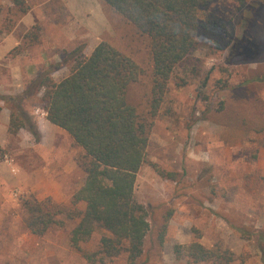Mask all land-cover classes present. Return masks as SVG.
<instances>
[{"label":"rangeland","instance_id":"obj_1","mask_svg":"<svg viewBox=\"0 0 264 264\" xmlns=\"http://www.w3.org/2000/svg\"><path fill=\"white\" fill-rule=\"evenodd\" d=\"M26 2L30 9L22 14L10 0H0V264H128L127 251L113 257L102 252L101 238L109 232L101 227L82 250L71 243L86 206L72 198L87 177V158L67 131L47 119L43 89L35 81L47 72L60 81L76 56H88L108 40L144 69L134 100L148 116L149 39L102 0L99 13L81 16L71 14L64 0ZM250 12L233 0L213 2L201 16H214L217 26L204 32L192 58L174 70L151 129L149 161L135 186L151 222L142 264H212L189 259L187 248L196 236L208 247L219 243L235 252L239 257L231 264H264L256 234L264 229V131L223 125L213 115L233 88L264 68V54L246 62L226 57ZM36 23L38 39L31 40L26 34ZM256 25L264 30L262 15ZM257 90L264 100V84ZM18 108L31 122L11 133ZM34 199L59 207L57 223L43 236L26 224L25 202Z\"/></svg>","mask_w":264,"mask_h":264},{"label":"trees","instance_id":"obj_2","mask_svg":"<svg viewBox=\"0 0 264 264\" xmlns=\"http://www.w3.org/2000/svg\"><path fill=\"white\" fill-rule=\"evenodd\" d=\"M10 1L22 14L30 9L26 0ZM102 1L149 39L151 83L144 86L148 116L142 114L134 98L144 69L108 40H102L88 56H76L69 74L60 81L47 72L35 84L43 89L41 101L47 119L67 131L74 143L84 149L87 158L84 163L87 177L72 198L73 203L85 202L86 206L71 230V243L82 250L81 244L101 227L109 232L101 238L105 255L113 257L127 251L128 264H142L151 222L148 208L136 197L137 176L149 161L151 129L174 70L192 58L206 36L204 32L214 31L217 26L214 16H201L216 0ZM233 1L251 14L245 19L243 33L232 38L226 57L235 62L256 59L264 54V30L256 27L261 15L264 21V1ZM32 29L26 35L37 40L40 25L36 23ZM208 79L207 75L204 85ZM263 84L264 68L253 70L233 88L232 97L222 100L213 112L218 123L263 132L264 100L257 90ZM6 98L15 101L19 97ZM20 109L12 113L11 133L31 122ZM30 130L34 131L32 125ZM25 206L26 224L32 233L43 236L57 223L59 207L49 199L47 202L26 200ZM256 234L264 262V229L256 230ZM199 239L196 236L187 248L189 259L195 263L231 264L239 257L219 243L208 247Z\"/></svg>","mask_w":264,"mask_h":264},{"label":"crops","instance_id":"obj_3","mask_svg":"<svg viewBox=\"0 0 264 264\" xmlns=\"http://www.w3.org/2000/svg\"><path fill=\"white\" fill-rule=\"evenodd\" d=\"M64 1L66 3L67 10L75 16L99 13L102 5L100 0H64ZM27 19H28V15L25 16L24 20L26 21V23L32 24L31 18H29L28 20Z\"/></svg>","mask_w":264,"mask_h":264}]
</instances>
